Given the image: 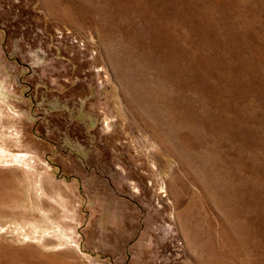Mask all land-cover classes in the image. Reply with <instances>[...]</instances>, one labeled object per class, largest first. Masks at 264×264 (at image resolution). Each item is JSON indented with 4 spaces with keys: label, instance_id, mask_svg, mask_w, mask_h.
Instances as JSON below:
<instances>
[{
    "label": "rangeland",
    "instance_id": "rangeland-1",
    "mask_svg": "<svg viewBox=\"0 0 264 264\" xmlns=\"http://www.w3.org/2000/svg\"><path fill=\"white\" fill-rule=\"evenodd\" d=\"M0 264H264V0H0Z\"/></svg>",
    "mask_w": 264,
    "mask_h": 264
}]
</instances>
